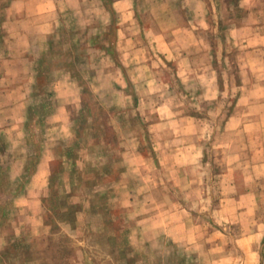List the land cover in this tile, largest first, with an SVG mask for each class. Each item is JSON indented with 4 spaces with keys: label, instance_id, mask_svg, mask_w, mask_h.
I'll use <instances>...</instances> for the list:
<instances>
[{
    "label": "rangeland",
    "instance_id": "rangeland-1",
    "mask_svg": "<svg viewBox=\"0 0 264 264\" xmlns=\"http://www.w3.org/2000/svg\"><path fill=\"white\" fill-rule=\"evenodd\" d=\"M0 1V264H264V0Z\"/></svg>",
    "mask_w": 264,
    "mask_h": 264
},
{
    "label": "crops",
    "instance_id": "crops-1",
    "mask_svg": "<svg viewBox=\"0 0 264 264\" xmlns=\"http://www.w3.org/2000/svg\"><path fill=\"white\" fill-rule=\"evenodd\" d=\"M247 29L248 28H250V26H245ZM244 27V28H245ZM119 29V28H118ZM117 29V30H118ZM257 30H258V27H257ZM255 39H256V41H261L262 43H257L258 45L257 46H254V52L255 51H257V52H260V53H264V31L263 32H261L260 30H258V32H256L255 31ZM122 42H125V43H128V42H130V41H119V35H118V31H117V44H119V47L121 46V43ZM185 43H186V41H184ZM190 43V41H187V44H189ZM121 53H123L122 52V50H121ZM125 53V52H124ZM182 55H183V60H190V59H192L193 57H191V55H190V53L189 52H187V51H185V52H183L182 53ZM214 56H215V54H213ZM121 60H123V58H122V54H121ZM124 61V60H123ZM190 69L191 70H193V65L191 64L190 65V67L188 68V71L186 72V73H188V72H190ZM211 69L213 70V67H211ZM211 70V71H212ZM209 74H210V70H209ZM215 76V75H214ZM189 77V76H188ZM211 77V76H210ZM215 78H216V76H215ZM200 79H199V84H198V89L195 91V92H191L190 90H187V93H190V94H193V93H195V94H198V95H202L203 93H204V87H205V83L200 87ZM209 87H210V90H211V93L213 92V94L216 92V88H215V83L212 81V79H211V81L209 82ZM163 124V122L162 121H159V122H155L154 123V125L155 126H160V125H162ZM43 151H44V148L41 150V153H40V156L38 157V161H37V163H36V165L29 171V179H30V177L32 176V174H35V173H37L38 171H39V166H40V160L42 159V157H43ZM54 156V155H53ZM57 155H55L54 157H52L51 158V160L52 161H50L49 163L51 164V169H52V164H53V162H55V161H57V160H60V158L59 157H56ZM50 160V159H49ZM48 163V162H47ZM50 166V165H49ZM50 168V167H49ZM98 167H96V166H93V165H89L88 167H87V169L92 173V175L93 176H95V178H96V180H95V184L96 185H98V184H102L103 186H105V188H102V190H101V192H96L95 193V196H101V197H103L105 194H107V192H109V191H112V190H114V189H117L118 187H119V184H117V185H108L109 184V182H107L106 180H104V179H101L100 178V175H101V172H100V169H97ZM53 170H51V177L49 178L50 179V182H49V186H51L52 185V181H53V178H52V175H53V172H52ZM46 172V171H45ZM50 172H48V174H49ZM31 175V176H30ZM29 179H28V181H29ZM93 182V181H92ZM48 183V182H47ZM94 183V182H93ZM21 191H19V193L16 195H14V197L16 198V197H18V196H21V195H26L27 196V202H29V203H36L37 205H38V207H39V209H41L40 207H42L43 205L44 206H46V197H41V194L40 193H38V194H31V193H29V192H27L26 190H25V188L23 189V186H21ZM27 192V193H26ZM12 201V200H11ZM11 201L9 202V203H11ZM78 205V204H77ZM79 205H81L80 203H79ZM40 213L38 214L39 216V218L41 217V211H39Z\"/></svg>",
    "mask_w": 264,
    "mask_h": 264
},
{
    "label": "trees",
    "instance_id": "trees-1",
    "mask_svg": "<svg viewBox=\"0 0 264 264\" xmlns=\"http://www.w3.org/2000/svg\"><path fill=\"white\" fill-rule=\"evenodd\" d=\"M5 6V3H3V2H1L0 1V8H3ZM2 13L3 12H0V23H1V15H2ZM1 26V25H0ZM57 162V164H60L61 162H63L61 159L60 160H57L56 161ZM74 162H76V160L74 161ZM55 165L56 167L58 166V165ZM96 167H98L97 169H101V166H96ZM78 169V168H77ZM77 169H75V170H77ZM54 174V173H53ZM54 176V175H53ZM100 178L102 179L103 178V176H101L100 175ZM95 180H96V178H95V176H92V181L95 183Z\"/></svg>",
    "mask_w": 264,
    "mask_h": 264
}]
</instances>
